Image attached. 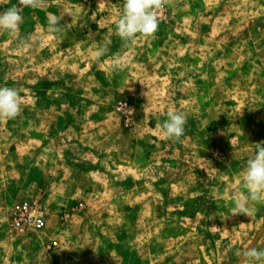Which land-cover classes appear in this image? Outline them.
I'll return each instance as SVG.
<instances>
[{
	"label": "rangeland",
	"instance_id": "rangeland-1",
	"mask_svg": "<svg viewBox=\"0 0 264 264\" xmlns=\"http://www.w3.org/2000/svg\"><path fill=\"white\" fill-rule=\"evenodd\" d=\"M122 6L44 0L0 31V87L22 104L0 120V264H244L264 248V203L231 214L264 140V0H169L129 44ZM168 111L187 116L180 141L162 134ZM24 202L43 229L12 225Z\"/></svg>",
	"mask_w": 264,
	"mask_h": 264
},
{
	"label": "clouds",
	"instance_id": "clouds-1",
	"mask_svg": "<svg viewBox=\"0 0 264 264\" xmlns=\"http://www.w3.org/2000/svg\"><path fill=\"white\" fill-rule=\"evenodd\" d=\"M169 0H123V6L118 19L115 21V34L125 44L133 42L137 35L152 37L158 30L160 23L159 11ZM44 0H17V4L0 11V31L15 34L23 23L21 11L23 8H39ZM62 16L48 14V30L59 34L64 30L60 23ZM32 39L28 36L20 41L26 46ZM107 45L98 47L96 56L105 55ZM113 68H122V61L113 60ZM142 83V82H140ZM22 112L19 90L14 87H0V120L15 119ZM187 116L183 112H167V119L160 125L166 139L180 141L184 135ZM252 155L247 159L242 173L240 189L233 197L231 214H245L250 217L249 201L264 203V140L256 143ZM244 264H264V248L249 247L240 253Z\"/></svg>",
	"mask_w": 264,
	"mask_h": 264
},
{
	"label": "built area",
	"instance_id": "built-area-1",
	"mask_svg": "<svg viewBox=\"0 0 264 264\" xmlns=\"http://www.w3.org/2000/svg\"><path fill=\"white\" fill-rule=\"evenodd\" d=\"M12 225L17 229L33 228L41 230L45 227V221L37 206L24 202L14 208Z\"/></svg>",
	"mask_w": 264,
	"mask_h": 264
}]
</instances>
